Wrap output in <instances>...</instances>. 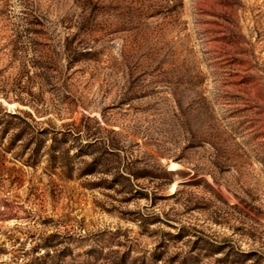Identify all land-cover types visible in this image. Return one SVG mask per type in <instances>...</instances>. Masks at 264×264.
<instances>
[{"label": "rangeland", "instance_id": "374dc122", "mask_svg": "<svg viewBox=\"0 0 264 264\" xmlns=\"http://www.w3.org/2000/svg\"><path fill=\"white\" fill-rule=\"evenodd\" d=\"M0 264H264V0H0Z\"/></svg>", "mask_w": 264, "mask_h": 264}]
</instances>
